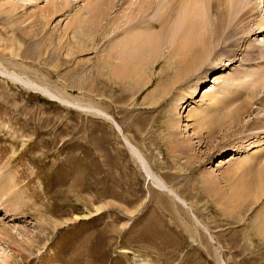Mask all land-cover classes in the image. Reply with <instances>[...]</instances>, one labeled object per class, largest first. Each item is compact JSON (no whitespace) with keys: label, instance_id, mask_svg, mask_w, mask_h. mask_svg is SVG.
<instances>
[{"label":"rangeland","instance_id":"1","mask_svg":"<svg viewBox=\"0 0 264 264\" xmlns=\"http://www.w3.org/2000/svg\"><path fill=\"white\" fill-rule=\"evenodd\" d=\"M94 1L0 0V175L12 188L0 229L24 248L4 237L0 264H264V92L225 128L263 83L264 64L245 59L264 32L232 65L179 80L173 48L107 60L115 40L100 19L95 41L81 27ZM262 1L243 0L255 28ZM51 4L69 7L46 19ZM208 105L195 125L190 113Z\"/></svg>","mask_w":264,"mask_h":264},{"label":"bare ground","instance_id":"2","mask_svg":"<svg viewBox=\"0 0 264 264\" xmlns=\"http://www.w3.org/2000/svg\"><path fill=\"white\" fill-rule=\"evenodd\" d=\"M94 3L96 5L93 8L91 5H88L83 9V17H81L83 26L81 27H83V31L85 28L88 30V34L90 35L89 40L95 41L99 36L96 31L91 29L96 30L93 21L100 19L99 23H102V25L99 26L102 27V30H97L99 34L101 33L100 37L104 39L105 42L115 40L113 41L111 49L116 48V53L112 58L109 56L107 60H113L115 56L114 58L119 60L120 63L122 60L125 66V61L128 60L131 54L139 56L136 60H143L142 58L152 55V51L149 49L150 47L154 48L156 51L162 47L169 49L173 48V51L177 50L176 55H172L173 52L170 54L174 59L186 60L185 63L184 61L182 62L184 64H181L182 69L180 72L179 70L176 71L179 72L177 75L179 80L188 77L191 73L201 72L208 67L212 70H219L232 65L237 59H240L241 54L239 53L237 55V51L241 49L242 45L250 41L253 35L264 32L262 28L264 21L257 22V28L253 26L257 21V19H253L256 15L255 7L252 6L251 2L244 3L243 0H136L128 4L125 0H101L99 2L94 1ZM261 3H264V1ZM58 7L59 6L51 4V8L44 10L43 12L47 14L46 19L58 15L57 13L61 11H65L68 9L69 5L66 4L64 9H59ZM120 8L123 9L119 10ZM119 11L120 13H117ZM111 15H114L113 19ZM84 16L87 17L84 18ZM111 35L114 39H110ZM128 44H134L138 48V51L128 52V50L125 49ZM259 45H249L250 51L245 61L253 62V64L258 66L262 65V63L264 64V48L262 45ZM118 48H123L125 50L121 52ZM107 60L105 59V64L108 63ZM213 61L214 63H212ZM214 67H217V69ZM127 68L126 66L125 69ZM147 70L149 71V69ZM261 72L264 73V69H261ZM262 73L258 74L256 78L257 80L260 78L263 83L258 81L259 84L255 90L247 93L245 102L235 111L227 115L230 120L227 121L225 128L231 130L234 127H240L241 116L247 111H252L253 105L255 104L254 100L258 98V94L264 92V77ZM219 80L220 78H215L214 82H218ZM242 89L245 90V88ZM209 93L210 91L207 90L204 97H213L212 94ZM242 93L243 95L245 94L244 92ZM236 94L243 96L239 91H237ZM215 98L216 96L214 99ZM215 102L214 100V103ZM211 105H213V103ZM208 106H203V109L199 107L194 112L190 113L191 119L195 118V125L203 122L202 119H200L202 118L201 114L206 111L205 109L208 110L210 108V105ZM227 116L225 118H227ZM263 127L264 125H261L257 128L261 129ZM242 128H245L243 124ZM241 137L246 138V134ZM134 153L142 163H146L140 152L137 153L133 149V154ZM231 159L225 163L235 164L239 162L234 161L235 159ZM253 161L254 160L244 161L242 159L240 163H242L243 166L252 165L255 164ZM222 163L223 162L220 164ZM263 163L264 158L260 159L258 162V164ZM263 171L264 164L260 172L262 173ZM7 183H9L7 178L0 175V202H2V204L6 198H10V195L7 193L12 190V188H9L10 190L7 189ZM260 187L257 193L264 190V186ZM238 196L239 199L247 198L246 194L240 193ZM258 196L259 195H253L252 197L256 198ZM181 203L184 204L183 200H181ZM0 237V240H5L4 237L8 240L7 242L11 251L21 254L24 252H22L24 248L14 240L13 235L9 233L8 230L0 229ZM4 259H6V257ZM6 260H8V258Z\"/></svg>","mask_w":264,"mask_h":264}]
</instances>
